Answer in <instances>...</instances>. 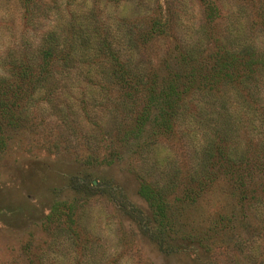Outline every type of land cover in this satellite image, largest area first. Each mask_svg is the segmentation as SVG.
Wrapping results in <instances>:
<instances>
[{
    "label": "rangeland",
    "instance_id": "1",
    "mask_svg": "<svg viewBox=\"0 0 264 264\" xmlns=\"http://www.w3.org/2000/svg\"><path fill=\"white\" fill-rule=\"evenodd\" d=\"M206 2L218 8L212 21ZM263 4L0 0V78L11 74L9 61L38 59L50 31L64 36L76 23L101 32L142 80L182 75L189 99L156 131L158 106L150 105L149 118L141 84H133L134 99L124 98L98 57L70 71L56 65L16 106L17 126L0 119V264H264V163H252L247 200L234 199L217 161L209 179L218 181L199 184L217 128L238 154L251 157L261 144L264 151V76L252 74L250 91L227 81L213 98L197 92L211 87L206 66L218 48L264 51ZM137 120L143 130L130 133ZM146 183L165 193L170 221L159 222L141 195ZM214 214L226 222L214 225Z\"/></svg>",
    "mask_w": 264,
    "mask_h": 264
},
{
    "label": "trees",
    "instance_id": "2",
    "mask_svg": "<svg viewBox=\"0 0 264 264\" xmlns=\"http://www.w3.org/2000/svg\"><path fill=\"white\" fill-rule=\"evenodd\" d=\"M206 5L207 19L212 21L218 12V8L211 2H206ZM260 16L264 26V4L260 8ZM75 24H69L68 32L64 36L58 35L55 31H50L39 49L38 59L9 61L8 65L10 66L11 74L8 77L0 78V119H3L9 127L17 126L20 121L19 114H21L23 108H18L17 110L16 106L20 102L27 104L34 97L35 92H31L33 86L47 82L54 75L56 65L64 66L63 69L65 71H70L72 63L89 56L98 57L106 65V70L102 71V73L106 74L117 86L123 89L122 97L125 98L128 92H131L130 96L134 99L135 91L132 89L135 87H133V84H141L140 91L148 108L145 109V112L146 114L148 113L150 118V105L158 106L153 118L157 126L156 131L163 130L169 119L171 120L178 113L177 108L181 103L184 100L185 102L189 100L184 98V90L180 87L181 78L184 77L178 74L174 79L171 75L168 78H164L161 82L158 81L159 78L155 75V77L149 76L150 79L142 80L143 77H137L136 73L129 68L127 61H123V57L120 54L111 50L110 43L104 39L105 37H103L101 32L94 30L92 33L91 30V33H88L82 28L81 24L79 26ZM126 42L132 43V38L129 36V40L126 39ZM131 47L132 45L129 47L130 50ZM209 56L211 60L206 66V68L209 67L206 80L211 81V87L198 88L197 91L198 94L201 93L203 96L213 98L217 94L222 93L221 85L223 82L227 83V81L236 85V88L250 91L253 86L252 74L258 71L260 76H264V51L262 53L255 52L249 45L238 49L233 44H230L226 47L218 48ZM193 61L198 62L197 65L208 62V60L199 61L196 58ZM236 78H239V80L234 81ZM203 89L205 91H202ZM213 90L215 93L211 92ZM247 96L249 97V94ZM244 99H247L245 95ZM2 126L3 123L1 122L0 129H2ZM143 128L144 125L141 126L137 120L133 124L130 133L142 131ZM213 133L212 141L206 151V158L210 161L208 164L209 168L207 167L208 170L204 171L206 175H202L203 180H199V184L202 186H213L218 181V176H216L218 179L214 181L209 179L215 174L210 171V166L213 165L215 167V162L217 161L219 162L218 172L220 176H224V179L232 180L231 194L234 199L239 194L243 199H249L247 197L248 194H251L249 188L255 183L253 178V180L251 179L252 181L250 180L251 183H248L250 182L248 179L253 177L251 166L252 163H264L261 161L264 157L263 145L261 144V149L259 148L258 153H255L258 150L256 148L250 157L248 154L246 155V151L240 154L237 153L232 142H230L231 136L226 129L217 128ZM162 192L147 183L143 184L140 190L141 195L156 209L155 216H157V220L164 224L169 220V209L165 193ZM232 207L236 208L234 205ZM248 208H251L250 204H248ZM249 217L251 218L250 211L248 212ZM212 218L214 225H221L223 221L226 222L223 216L214 214Z\"/></svg>",
    "mask_w": 264,
    "mask_h": 264
}]
</instances>
